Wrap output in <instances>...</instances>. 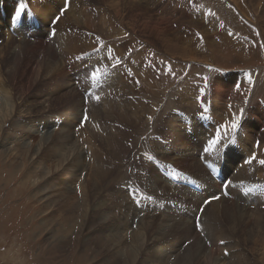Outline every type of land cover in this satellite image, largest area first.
Segmentation results:
<instances>
[{"label":"bare ground","instance_id":"obj_1","mask_svg":"<svg viewBox=\"0 0 264 264\" xmlns=\"http://www.w3.org/2000/svg\"><path fill=\"white\" fill-rule=\"evenodd\" d=\"M71 1V8L69 7V11L66 13L65 18L61 19L60 23L62 26L64 23L70 22L74 25L80 23L79 28L82 29V33L79 32L80 36H78L77 32H67L64 30L57 34L54 39L47 37L46 42L50 43L48 44L42 41L46 30L48 31L49 29L47 25L43 27L33 24L32 26H28V39L26 41L22 40L24 41L23 44L17 43L15 45L6 33V31L9 32L11 30L10 22H3L4 29H6V26L9 27L5 30L4 36L9 41H4L5 49L1 53L4 52L10 55V57L0 60V68L3 69V64L8 62L14 64L15 70H9L6 73L0 71V96L4 98V100L0 101L1 130L8 126V121L11 123L13 118H15L17 107L19 106L16 95L20 91H24L23 89L10 90L9 86L13 83H8L7 80H12L13 82L16 72L21 73L20 69L23 68L25 63L31 67V71L28 74L29 81H32L30 85L36 82L34 76L37 79L42 72L46 74V77L49 76L52 79L59 78V88L67 90L64 93V98L70 99L73 96L75 100V102H70L69 106H67L69 112L63 118L66 122L60 126L58 135L55 134L54 136V133L53 135L52 133H47L48 135L44 137V143L48 142L49 145L50 143H55L53 149L54 154H56V151L59 154L55 161L58 166L44 168L39 165L42 161L38 157L42 145L40 144L38 148L34 147L30 137H28L31 135L29 133L31 129L29 131L28 129H23L24 127L20 124L22 121L12 122V135L9 136L11 132L8 135L4 133L5 136L1 140L2 148L4 149L2 151L5 153L3 166L12 167V165L18 164L25 167L26 163L28 164V162L32 161L29 165H32V169L26 174L23 182L25 183V180L28 181L33 178L34 185L38 181L43 182L45 180L46 182L45 187L42 188L41 186L42 189H39L35 194L37 196L40 193L43 195V198L40 199L44 203L41 208L42 212L43 214H49L48 223L50 226H54V232L52 233L50 229H47L48 238L58 237L59 242L56 241L60 244H65V240L74 241L79 232H88L87 238L80 242L82 244V252L85 253L83 257V259L85 258V264H174L176 257H179L176 264H200L202 262L205 264H253L246 255L245 250L241 248L242 243L239 233L248 226V223L243 221L245 216H254L258 219L257 214H261L264 211V189H260L259 193L253 190L247 191L248 189H253L255 184L264 185V166L259 165L255 161L251 165L245 163L253 152L257 153L258 159H264V143L259 142V148H257V138H252L248 135V133L255 132L254 128H250L249 130L248 125H246L248 116L246 107H249L255 97L253 91L258 87L257 82L253 81V84L249 82V85L252 84L249 87V85L247 86V79H242L238 75L234 77L229 75L227 78L230 77L232 78L231 80H235L234 83H239V86L241 85L240 91L236 90L235 84L233 87L230 84L222 82L213 86L212 94L210 93V85V87L205 89L204 95L200 97L208 108V112L201 115L202 108L197 97L200 96L199 89L204 85L191 86V89H181V91L173 93L172 96L169 92L170 98L167 92L162 96V79L167 76V68L164 64L166 58L159 56L160 58L155 59L159 53H162L160 48L163 47H161L160 42L163 43L164 48L167 50L171 48V57H181V60L195 58L194 54L196 53L193 54L187 51L188 47H190L189 41L186 39L187 36H179L178 34L175 35V33V39L167 36V33L174 29L173 23L176 20L185 15H190L186 9L185 0L179 2L180 10L177 12L180 14V17L175 19V22L174 20L172 21L174 15L172 12H169L171 11L173 0H167L168 6L159 10V17L161 16V18L155 19V22L147 12L145 5L139 4V2H142L141 0ZM61 2L63 7L64 0ZM78 3L87 4L90 7L95 4L101 5L102 3H107V12L104 10L91 11L88 7H84L83 10L81 8L77 10L78 5L76 4ZM48 5L50 6V4ZM153 5L157 7V3L153 2ZM4 9H6L10 19H13L14 13L24 15L28 11H33L31 13L34 16L38 12L42 23L46 24L47 21L50 22L56 17V13H60V9L56 8L50 11L45 2L38 8L32 9L27 0H0V11ZM95 12L99 13L96 14ZM199 12H201L200 15L202 17L207 16V13H204L203 9ZM31 13H29V16L32 18ZM76 14L78 15L79 22H73L77 18L73 19V16ZM29 16L26 20H23L27 23L34 22V19L31 20ZM208 17H211V15ZM131 18L133 23L129 24L133 31L130 34L129 41L124 40V36L115 37V40H113L118 41L117 43L121 44V47L117 46V50L113 49L111 59L109 58L107 61L96 59V62L94 59V62L88 63L89 66L86 69H82L84 74L79 72V62L75 66H71L73 70H78L75 79H81L82 85L85 88V91H81L82 95H79L73 87L76 84H71L73 79L69 81L63 69L57 64V61L61 57L71 59L70 61L72 62L73 60L78 61L81 54L78 55L79 59L74 58L72 60L71 57H75L78 52L85 51L86 48L91 50V48L101 45L96 39V33L106 29L114 32L119 23L124 25L121 26L120 24L121 29L129 31L125 29L126 23L124 24V21ZM140 22H143L142 30L138 29L139 27L137 28V23ZM83 24L90 26L89 32L93 35L92 37L88 34L86 35V33L84 34L85 27L82 26ZM139 30L142 33H147V40L138 39ZM121 31L123 34V30ZM67 33L72 34L71 38L74 39V43H71L70 39H68ZM110 36L106 39H111L112 37ZM0 38L2 39V37ZM37 39L39 40L37 41ZM0 42L2 41L0 40ZM11 42L14 44L13 47L10 45ZM142 43L147 47L143 52L138 54L139 59L134 58L131 62V70H133L136 77L133 80L129 79L128 83H131L133 86L131 88L129 86L120 87L119 84L126 83V75H123L125 71L120 67L121 64L113 66L115 63L114 58H119L120 54L122 56L128 50L132 52L138 48L140 49ZM31 51H34L31 53L32 55L30 54ZM94 57L98 56L94 53ZM106 58L108 57L106 56ZM121 58L123 62L124 56ZM177 58L174 60H177ZM35 60L36 63L33 64ZM66 65L69 64L67 63ZM105 67L107 69L114 68L113 72L118 76L112 75L111 73L113 72L102 73L98 82L94 83L92 80L91 83L87 82V76L90 78L92 71L96 68ZM82 75L85 77H82ZM222 77L226 78V76ZM136 81H139V83H136ZM249 88L250 91H247ZM85 92L88 93L91 100L88 107L89 111L91 109V113L88 115L90 120L89 122L87 121L88 124L85 128H90L98 123L103 125L106 119H111L112 122H115L112 130L104 129L103 134L110 133L109 142L106 148L102 150H96L94 145L89 148L92 140H87V138L84 142L86 145L83 143L84 148L82 144L78 146L79 138L78 140L74 139L76 136L74 137V134L70 133V130L75 127L73 126L75 120L80 116L81 111L79 110H83V94ZM94 95L101 97L99 102L91 98ZM85 96L88 98L87 94ZM228 96L233 105L231 110H227L223 106L225 102V100L223 101V97ZM166 97L169 99V106L165 111L161 109L163 111L161 112L160 110L161 113L152 114V117L157 120L155 123V126L156 124L157 126H154L155 134L147 135L145 139V136L143 137L144 131L139 126H143L142 122L151 116L150 111L155 110L156 102L154 99H158L160 103H163ZM245 98H247V103L244 102ZM129 99L134 100V103L129 102ZM122 102L123 104L120 105ZM227 103L225 106L228 108ZM130 108L132 111L128 112ZM179 108H183L184 110H178ZM240 108L244 109V116L240 123L241 127L234 134L235 142L230 143L227 148L218 146L220 148L218 155L206 152L204 149L207 147V142L213 136L214 131L218 130L226 121L231 120L233 112L238 114ZM262 110L263 107L260 109V112ZM173 111L182 112L186 115L195 114L191 116V120L197 126V129L187 121L189 119L180 120L179 117L175 116L173 121L176 123L177 128L173 129L170 126L171 117H169ZM73 112H77L79 116L74 117L75 114ZM178 120L180 125L177 124ZM263 123L264 121L260 122L261 127L264 126ZM161 126L162 131L160 130ZM57 127L59 125L55 127L56 130ZM190 127L192 130H189ZM137 130H142L143 133L142 137H140L139 145L134 140ZM50 132H53V130ZM159 135L164 136V140H166L165 144L162 143L160 147L157 146L158 142L156 140L159 138ZM191 142H193L194 148L200 150L199 155L202 157L201 160H199V156H195L197 152H193V148L189 145ZM168 147H170L171 153L167 151ZM132 151H135L134 156L127 158ZM154 153H158L162 158L167 154L170 159H159L155 156L156 160L161 162L157 168L154 161H149L145 155L154 156ZM87 165L89 168H87ZM168 165H173L174 167L169 168L167 167ZM203 166H206L207 171L210 169L215 175L221 173V184L218 183L220 180H214L209 175V178H206L207 171ZM58 168L60 170L63 168L62 172L60 171V180H57V177L53 175V172H56ZM145 169L155 178L148 185H146L147 180L144 175ZM174 172H179L180 174L174 175ZM248 172L254 175L253 179L248 180L245 178ZM167 176L171 183L166 180ZM126 181L136 186L137 195L134 201H139L138 203H133L129 196V199H124L122 193L125 192V188L123 190L122 188L114 190L117 184L126 183ZM229 181H231L230 185L228 184ZM224 184L227 185L226 192L228 195H223L222 186ZM141 185H144L148 191L157 193L158 196L156 198L162 202L155 200V197ZM188 186L193 189L197 188L200 193L186 188ZM138 187H142L147 195L140 194ZM172 190L179 194L176 196L175 193H172ZM213 195L220 196V199L205 205L203 202ZM98 200L100 202L102 200L104 203L100 204ZM40 201L36 200L33 203L39 204ZM194 201H201L202 205L199 206L196 203L194 205L192 203ZM136 203L140 204V208L136 206ZM160 203H162L161 206L158 205ZM177 203H181L177 206L181 208L185 216L182 217L180 216L181 214L176 215V213L169 211L173 208L172 205ZM120 204L121 208H119ZM188 205L191 207L188 208ZM194 208L196 209L194 210ZM201 208H203V212L200 211ZM250 208L255 210L252 212L254 214H250ZM152 212H156L159 216H155L156 219L151 220L150 215H152ZM192 213L194 214L192 215ZM189 214L191 217L188 216ZM197 219H199L200 224L203 226V233L198 231L199 228L196 226ZM256 222L258 223L257 220ZM222 225H224L225 229L221 228ZM221 240L225 241V243L221 244ZM171 258H174V262H170ZM255 264L258 263L255 262Z\"/></svg>","mask_w":264,"mask_h":264},{"label":"rangeland","instance_id":"obj_2","mask_svg":"<svg viewBox=\"0 0 264 264\" xmlns=\"http://www.w3.org/2000/svg\"><path fill=\"white\" fill-rule=\"evenodd\" d=\"M61 1L63 0H37V1L27 0V2L29 3L30 7H32V9L38 8L44 2L49 7L50 11H52L54 8L60 9L59 10L60 13L58 14L56 13V17H59V21L56 20V17L52 19L53 21L55 19L56 23H54L52 20L50 22L47 21V24L42 23V19L39 17L38 12L34 16L31 13L33 11L31 12L28 11L24 13L25 16L22 14L18 15L17 13H14L13 19H10L9 14L7 13L6 9H4L3 11H0V29H1L0 37H2V39L0 38V40L2 41L0 42V60H5L8 57H10V55H7L4 52L1 53V51L5 49L4 41H9L8 39L6 40L4 38L5 30L9 28L8 26H6L5 27L6 29H4V25H3L4 21L6 23L10 22L11 24V27H10L11 30H9V32L6 31V33L9 35V37L11 38V40L13 41L15 45H17V43L23 44L24 41L28 39V36H29L27 35L28 26H32L33 24L37 26H43V27L47 25V28H49L48 31L46 30L47 34L46 32L44 34V37H43L44 39L42 40L44 42H46L47 37H52L54 39L57 34H59L60 32L64 30L67 32H77L78 36H80L79 32L82 33V29L79 28L80 23H77L75 25L72 22L67 23V24L64 23L63 26L60 23L61 19H64L66 16V13L69 11V7L71 8V2H72L71 0H64V5L62 7ZM80 1L88 2L90 0H84V1L80 0ZM141 1H142L141 3L138 1L139 4L145 5V8H147V12L153 18L152 20L154 22H155V19L161 18V16L159 17V10L168 6L167 0L166 1L158 0V2L157 0H147V1L141 0ZM152 1L157 3V7L153 5ZM180 1L181 0H176V1L173 0L172 5H171V11H169L170 13L172 12V14L174 15L172 19V21L174 20V22H175V19H178V17H180V14L177 12L180 10V6H179ZM47 3L50 4V6ZM79 3L76 4L78 5L77 10H79V8L83 10L84 7L85 8L88 7V9H91V11L104 10L105 12H107V3L105 4L102 3L101 5L95 4L92 7H90L87 4H85L86 5L85 6ZM185 4H186V9L190 13V15H185L184 17L179 18V20H176L177 23L176 22L173 23L174 29L172 31H169L167 33V36L170 37L171 39H175L174 37H176L175 35L177 34L179 36H184V35L187 36L186 39L187 41H189L188 44L190 45L187 51L189 53L192 52L193 54L194 53L196 54H194V57H195L194 59L186 58V59L181 60V57L179 58L171 57L170 56L171 48L167 50L166 48H164L163 43L158 41L161 43L162 45L161 47L163 48H160L162 53H159L157 57H155V59L160 58L159 56L165 57L166 58L164 61L165 66L171 65L172 70L175 73V76L167 74V76L164 77V79H162V88H163L162 96L166 94L165 92H167V95H169V98H170L173 93H175L176 91H181V89L182 90L191 89V86L204 85L205 83V81L203 80L204 77H208L207 83L209 87L211 85V91H210L211 94L213 93V89H212L213 86L218 85L219 83H222V82L226 84H230L233 87L235 84V88H236V85H238L239 83L238 84L234 83L235 80L234 81L231 80L232 78L230 77L227 78V76L229 75L233 77L235 75H238L242 79H247L248 80L247 86L249 85V78H250L251 83L253 84V81H256L258 84V87L256 88L255 91H253L254 96H255L254 99L250 103L249 107H246L248 110L246 125H248L249 130L250 128L251 129L254 128L255 132L248 133V130H247V133L252 138L253 137L257 138L256 140L263 144L264 143V140H263L264 126L261 127L260 122L264 121V116H263L264 115V111H263L264 110V102H263L264 101V0H185ZM169 8H170V5H169ZM202 9L204 13H207V16H205L207 18L203 16L205 19L200 15L201 12H199ZM29 13H31L32 18L29 16ZM61 13H63V15H61ZM95 13L97 14L99 12H95ZM197 13L199 14V16ZM210 13H214L215 15H211ZM77 14L73 16V19L77 17L76 19H74L73 22H77V21L79 22L78 20L79 18ZM104 14L102 15L104 16ZM27 15L30 17L31 20L34 19V22H30L31 24L25 22L24 20H26V18L28 17ZM106 15L108 14L106 13ZM209 15H211V17H208ZM11 20L13 21L11 22ZM125 23H126L125 29L129 31H125L124 29H121L122 28L121 26H124V25L122 23H119L118 27L116 28V31L114 32L108 31V29H106L101 32L99 31V33H96L95 34L96 38L100 37L101 35L100 39H102L104 46L103 45H100L99 47L95 46L96 48L93 47L91 48V50L86 48L85 51H80V53L78 52V54L75 57H71L73 60L74 58H77L78 55L81 54L80 59L78 61L73 60L72 62L70 61L71 59L63 58V57H61L57 61V64H59L60 67L63 69V72L65 73V75H67L69 81H71L72 79L73 81L75 80L74 83H76V85L73 87L75 88V92H77L79 95L80 94L82 95L81 91H85V88L82 85L83 83L81 82L82 81L81 79H78V78L75 79V76L77 75L76 73L78 70L77 71H75V69L73 70L71 66H75L77 62H79L80 64L79 67L81 69V70L79 69V72L81 73L84 69H86L87 66H89L91 62H94V59H95V62H96V59L98 60L102 59L103 61H107L109 58L111 59L113 56L112 55L113 49L117 50V46L121 47V44L117 43L118 41H114L115 40L114 38L124 36L123 39L129 41L130 34L133 31V29L131 30V27L129 24V23H133L132 18L125 19L124 24ZM20 25H21V28H20ZM142 25H143V22L137 23V28L139 27L138 29L142 30ZM16 26H17V29H16ZM82 26L85 27V30L83 31L84 34L86 33V35L88 34L89 36L92 37L93 35L89 32L90 26L89 25L87 26V24H83ZM119 29L123 30V34H122V31ZM53 30H55L54 36L52 34ZM141 30H139L140 33H138V36H137L138 39L147 40L146 39L147 33H142ZM23 31H24V34H23ZM19 32H21V34H19ZM197 33L200 34L199 37H197L198 36ZM140 34H142L143 36ZM108 36L112 38L106 39ZM200 36L203 37L202 40L200 39ZM67 37L68 39H70L71 43H74V39L71 38L72 34L67 33ZM153 39L155 40V38ZM38 40L39 39H37V41ZM14 44H12L11 42L10 43L11 47H13ZM146 47L147 46L144 43H142L140 49L138 48L136 51H132V52H129L128 50V52H125L126 54L123 53L122 56H120L121 54L119 55V59L124 56L123 62L120 63L121 65L120 64L119 65L123 69V71H125L123 75L124 76L126 75L125 76L126 83L119 84V82H117L120 87L129 86V88H131L133 86L131 83H128L129 79L133 80L136 77L133 70H131L132 68L131 62L134 60V58L139 59L138 54L143 52ZM32 52L34 51H31L30 54ZM94 53L98 57L95 58ZM58 54L61 55L60 52H58ZM105 55L108 58H106ZM175 58H177V60H174ZM120 60L122 61V58ZM34 63H36V60L35 62H33V64ZM67 63L69 65H66ZM114 65L115 63L113 64V66ZM9 70H15L13 63H8V62L4 63L3 69L0 68V71L4 73L8 72ZM20 70H21V73L16 72L13 82L12 80H7L8 83H13L9 86L10 90H13V89L14 90H22V89L24 90V91H20L16 95L18 99L17 104H19L18 106L19 108L17 107V113L15 115V118H13V121L12 120L11 121L12 122L22 121L20 122V124L24 127L23 129H28V131L29 129H31L29 131L31 135L28 137H30L31 142L33 143L34 147L38 148L40 144L42 145L41 146L42 149L38 156L39 159L42 161L40 162L41 164L39 163V165L43 166L44 168L56 167L57 163L55 161L57 159V156H59V154L57 151H56V154H54L53 147L55 143H50V145L48 144V142L44 143L45 142L44 137H46L50 133H52V135L54 133V136L55 134L58 135V131H60L59 130L60 126L64 122H66V120L63 118L69 112L67 106H69L70 102L71 103L75 102V100L73 96L70 99L64 98V95H65L64 93H66L67 90H63L61 87L59 88V84H58L59 78L52 79L49 76L46 77V74L41 72V75H39V78L36 79V76H34L36 82L33 85H30L32 81H29L28 74L31 71V67L27 63H25L23 65V68H21ZM113 70L114 68H110L108 69L106 73H111L113 72ZM82 74L84 73L82 72ZM111 74L118 76L114 72ZM222 76H226V78ZM41 77H43V79H41ZM82 77H85V76L82 75ZM89 79L90 78L87 76V82L91 83V79L90 80ZM71 84H73L72 81H71ZM252 84L249 85V87H251ZM92 91L94 92L93 89ZM247 91H250V88ZM85 94H87L88 98L84 97L83 95V98H84L83 108H82L83 110H79L81 111L79 114L80 116L78 115L77 112H73L75 114L74 117L75 116H79V117L77 118L78 120L77 119L75 120L73 124V126L75 127L70 130V133L72 132L71 134L72 135L74 134L73 135L74 137L76 136V138L74 139L78 140L79 138L78 146L79 144L80 145L82 144L84 148V145H86V143L84 142H85V139L87 138V140L88 139L92 140V143L89 145V148H91L94 145L96 147V150H102L106 148V145L109 142V133H110L109 132L108 134L107 133L103 134L104 129H107L109 131L112 130V126L113 124H115V122H112L111 119L109 120L106 119L103 125L98 123V124L93 125L90 128H85V126H87L90 120L88 115L89 113H91V109L90 111L88 110L91 100L89 99L88 93L85 92ZM2 100H4V98L0 96V101ZM224 100H225L223 104L224 108L227 110H231V108H229V105L231 106L233 105L229 99V96L223 97V101ZM128 101L134 103V100L132 99H129ZM154 101L156 102V108L155 110L150 111L151 117H152V114L154 113L158 114V113L165 111L169 106V99L167 97L165 98V101L163 103H160L158 99H154ZM226 103L228 104V108L227 106H225ZM122 104L123 102L120 103V105ZM162 105H164L163 106L164 108L162 107ZM262 107H263V110L262 112H260V109H262ZM157 109H159V111H157ZM161 109H163V111ZM178 110H184V109L179 108ZM131 111L132 109L130 108L128 112H131ZM85 114L88 116V120H87L88 122L83 120V116ZM194 115L195 114L186 115L182 112L173 111L172 113H170V116H169L171 117L170 126L173 129L177 128L176 123L173 121V118L175 116V117H179L180 120L189 119L187 121L191 123L197 129V126L191 120V116H194ZM257 119H259V121H257ZM12 122L10 123V121H8L7 123L8 126H6L7 128L4 127L3 130H1L0 128V157H1L0 158L1 159L0 160V264H85V258L83 259V257L85 256V253L82 252V248H81L82 244H80V242L84 241V239L87 238L88 232H85V231L79 232V235L75 238L74 241L65 240V244L58 243L59 242L57 239L58 237L52 238V239L48 238L47 229H50L52 233L54 232V226L52 227L48 223L49 221L48 218L50 217L49 214L48 213L43 214L42 212L41 208L43 207L44 203L40 201V199L43 198V195L41 193L38 196L35 194V192H37L39 189H42L45 187L46 182L45 180L43 182L38 181V183L34 185V178L28 181L25 180V183L23 182L26 174L32 169V165L29 166L32 161L28 162V164L26 163L25 167L22 165H18V164L12 165V167L3 166L4 165L3 160L5 159V153L2 151L4 149L2 148L3 146L1 144L2 143L1 140H2V137L5 136V134L8 135L11 132L9 136L12 135L13 133ZM156 122L157 120H155L154 118H153V121L152 120L150 121L147 118L145 121L142 122L143 126H139V128L144 131L143 137L145 136L144 137L145 139L147 135L149 136L150 134H155L154 128L157 126V124L155 126ZM9 123L11 124V126ZM177 124L180 125L179 120ZM57 125H59V127H57V130H56L55 127ZM246 125L244 126L246 127ZM51 130H53V132H50ZM142 130L141 131L137 130L136 134L134 135V140L137 141L136 143L137 145H139L140 137H142V134H143ZM160 130L162 131V126L160 127ZM189 130H192V128L190 127ZM164 138H165L164 136L159 135V138L156 139L158 142L157 143L158 147H160L162 143L165 144L166 140H164ZM53 142H56V141H53ZM57 144L59 143L57 142ZM189 145L193 148V152L195 153L197 152V155L195 154V156L196 157L199 156V160H201L202 157L201 155H199L200 150L193 147V142L189 143ZM82 146H80L81 149H83ZM50 149L52 152L50 151ZM43 151L45 152V154H43L44 153ZM167 151L171 153L170 147L167 148ZM134 154H135V151L134 152L132 151L131 153H129L130 156H128L127 158H132ZM165 155L166 156L162 158L160 155H158V153H154V156L158 157L159 159L161 158L170 159L169 156H167V154ZM156 162H159V163H156ZM156 162L154 161V164L158 168V165H160L161 162L158 160H156ZM203 167L206 169V166H203ZM87 168H89L88 165H87ZM62 170L63 168H61V170L60 168H58L56 172L55 171L53 172V175H55L54 177H57L56 178L57 180L61 179ZM208 170L209 171H207L206 169L207 171L206 178H209V176L212 178L214 173L211 172L210 169ZM57 172H60V173H57ZM144 175L147 180L146 185L150 184L155 179L154 176L146 169L144 170ZM253 177L254 175H252L251 172H248L245 178L248 180H251L253 179ZM166 180L169 181L168 176ZM224 185L227 186L226 184ZM256 185L258 184L254 185L253 191L259 193L260 189L255 188ZM141 186H143L146 189L144 185H141ZM121 188L122 190L125 188V192L122 193V196L124 197V199L130 198V200L133 201L134 203V198L130 195V192L132 190H136V186L133 185V183H129L128 181H126V183L124 182L122 184H117L114 190H119ZM138 188H139L140 194L147 195L142 187H138ZM186 188L190 189L189 187H186ZM226 189L222 191L225 192ZM150 193L152 194V196L155 197V200L161 201L160 199L156 198V196H158L157 193L155 192H150ZM172 193H175L176 196L179 194L178 192H174V190H172ZM36 200H39L40 203L39 204L33 203ZM102 200L101 202L100 200H98V203L103 204L104 202ZM186 200L190 201L189 199H186ZM192 203L194 205L195 203L198 204L199 206L202 205L201 201H194ZM33 204L36 206H34ZM92 204L94 203L92 202ZM121 204L119 208H121ZM161 204L162 203L158 205L161 206ZM178 204H181V203L173 204L172 205L173 208L170 209L169 211L176 213V215L181 214L180 216L183 217L185 215L182 212L181 208L177 206ZM136 206L140 208L139 207L140 204L136 203ZM190 207L191 206L188 205V208ZM195 209L196 208H194V210ZM250 210H251L250 214H254L252 212H254L255 210L252 208H250ZM151 214H152L150 215L151 220L156 219L155 216H159V214H157L156 212H152ZM193 214L194 213H192V215ZM188 216H190V214ZM257 216L259 217L258 219L255 218L254 216H245L243 218V221L247 222L248 226L242 232L239 233V238L242 243L241 248L245 250V253L248 256V258L251 260V262L253 264H255V262L258 264H263L264 263V211L261 214H257ZM199 217L201 216L199 215ZM256 220L258 221V223L256 222ZM221 228L225 229L224 225H222ZM63 233L65 232L63 231ZM256 251L259 253H257ZM178 259L179 257L175 258L174 264L177 263ZM170 262H174V258H171ZM189 264H192V263H189ZM200 264H205V263L202 262Z\"/></svg>","mask_w":264,"mask_h":264},{"label":"snow or ice","instance_id":"obj_3","mask_svg":"<svg viewBox=\"0 0 264 264\" xmlns=\"http://www.w3.org/2000/svg\"><path fill=\"white\" fill-rule=\"evenodd\" d=\"M230 7H231V5H230ZM21 11H23V9H21ZM210 14L215 15L214 13H210ZM61 15H63V13H61ZM56 20L59 21V17H56ZM52 34H53V36L55 35V30H53ZM257 34H259V33H257ZM197 35L199 36L200 34L197 33ZM96 39H97V41H99L101 43V45H103V41H100L99 37H97ZM200 39L202 40L203 37L200 36ZM77 59H79V57H77ZM114 59H115L114 67L116 65H119L120 63H122V61L119 58H114ZM165 67L167 68V74L175 76V73L173 72L171 65H166ZM107 71H108V69L106 67L105 68H96L94 71L91 72L90 79L94 83L98 82L100 77H101V74L106 73ZM216 71H218V70H216ZM203 80L205 81L204 86L199 89L200 96L197 97V99L200 101L201 108H202L201 115L208 112V108L204 105L203 100L200 99V97H202L204 95L205 89L209 87V85L207 83L208 77H204ZM249 82L251 83L250 78H249ZM136 83H139V81H136ZM236 90L240 91L239 85H236ZM91 98L95 99L97 102H99L101 99V97L99 95H94ZM244 102L247 103V98H245ZM231 107L232 106L229 105V108H231ZM157 111H159V109H157ZM243 116H244V109L243 108L239 109L238 114L236 112H233L232 113L233 118L229 121H226L224 124H222L220 126V128L218 130L214 131L213 136L211 138H209V140L207 142V147L204 150L206 152L216 153L218 155L220 153V148L218 146H222L224 148H227L230 143H234L235 142L234 134L238 131V128L240 127V123H241ZM83 120L84 121L88 120V116L86 114L83 116ZM148 120H150V121L153 120V117L149 116ZM225 141H227V142H225ZM256 147L259 148V141L256 142ZM145 155L149 161H156L155 156L147 155V154H145ZM254 161L256 163H258L259 165L264 166V159H258L256 152H253L252 155L247 158L245 163L251 165ZM167 167L171 168L172 166L168 165ZM179 174H180L179 172H174V175H179ZM228 184L230 185L231 181H229ZM255 188L264 189V185H256ZM252 190L253 189H248L247 191H252ZM130 195L133 198H135V196L137 195L136 190H132L130 192ZM223 195H228V193L225 191L223 193ZM219 199H220V196L213 195L209 199L205 200L203 203L205 205H207V204H210L212 201L219 200ZM134 202L138 203L139 201H134ZM200 211L203 212V208H201ZM196 226L203 233L204 229H203V226L200 224L199 219H197ZM220 243L224 244L225 241L221 240ZM225 254H227V253H225Z\"/></svg>","mask_w":264,"mask_h":264}]
</instances>
